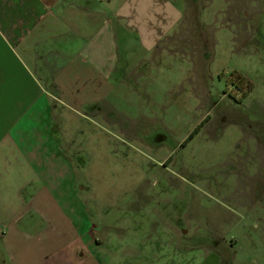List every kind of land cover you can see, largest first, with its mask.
Instances as JSON below:
<instances>
[{"label": "rangeland", "instance_id": "374dc122", "mask_svg": "<svg viewBox=\"0 0 264 264\" xmlns=\"http://www.w3.org/2000/svg\"><path fill=\"white\" fill-rule=\"evenodd\" d=\"M139 10L156 43L123 108L77 129L76 207L140 246L125 264H264V0Z\"/></svg>", "mask_w": 264, "mask_h": 264}, {"label": "crops", "instance_id": "0c3cea01", "mask_svg": "<svg viewBox=\"0 0 264 264\" xmlns=\"http://www.w3.org/2000/svg\"><path fill=\"white\" fill-rule=\"evenodd\" d=\"M151 1L0 0V264L141 261L74 183L77 129L123 108L136 48L156 43L135 31Z\"/></svg>", "mask_w": 264, "mask_h": 264}, {"label": "trees", "instance_id": "16d2710c", "mask_svg": "<svg viewBox=\"0 0 264 264\" xmlns=\"http://www.w3.org/2000/svg\"><path fill=\"white\" fill-rule=\"evenodd\" d=\"M237 76H238V82L239 83H241L244 79L241 77V76H239L238 74H237ZM237 87H238V85H236ZM249 87L251 86V85H248ZM240 87V86H239ZM240 88H242V87H240ZM246 98V95H244L243 96V98H242V100H236V102H243V100ZM238 102V103H239ZM208 120H209V116L205 119V120H203L202 121V123L200 124V125H198L195 129H194V131L191 133V135L189 136V138L186 140V142L184 143V144H186L187 142H189L190 140H192L198 133H200V131L202 130V128L204 127V125L208 122Z\"/></svg>", "mask_w": 264, "mask_h": 264}]
</instances>
